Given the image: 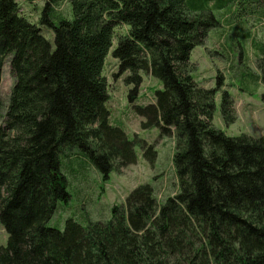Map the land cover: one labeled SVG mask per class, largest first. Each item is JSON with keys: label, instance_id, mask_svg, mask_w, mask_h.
Returning <instances> with one entry per match:
<instances>
[{"label": "trees", "instance_id": "16d2710c", "mask_svg": "<svg viewBox=\"0 0 264 264\" xmlns=\"http://www.w3.org/2000/svg\"><path fill=\"white\" fill-rule=\"evenodd\" d=\"M65 1L72 20L55 14ZM206 1L46 0L37 25L18 0H0V87L7 66L15 80L7 105L0 99V223L8 235L0 264H264V136L217 130L218 90L192 76V51L218 25ZM122 26L128 31L114 47ZM111 51L120 76L129 73L131 104L142 73L163 83L154 104L135 107L143 130L175 139L180 191L159 205L141 185L111 220L83 227L68 219L61 231L49 223L71 198L65 149L85 153L105 179L136 164L137 144L146 161L157 159L155 146L110 123L103 71ZM233 105L224 92L228 125Z\"/></svg>", "mask_w": 264, "mask_h": 264}, {"label": "rangeland", "instance_id": "374dc122", "mask_svg": "<svg viewBox=\"0 0 264 264\" xmlns=\"http://www.w3.org/2000/svg\"><path fill=\"white\" fill-rule=\"evenodd\" d=\"M18 2L22 15L38 25L46 0ZM203 7L206 14L215 17L218 25L209 31L205 44L192 51L190 64L192 76L201 87L218 90L213 126L229 137L247 135L259 139L264 136V0H211ZM55 14L73 19L72 8L66 1L56 7ZM127 31L125 26L116 29L114 47L117 38ZM43 33L55 47L54 32L45 28ZM120 75L119 62L111 51L103 71L110 95L107 103L110 123L123 129L130 141L139 139L155 146L157 159L153 164L146 161L141 145L137 144L136 164L117 168L105 179L85 153L77 148L65 149L60 156L61 172L67 178L71 198L58 204L50 227L64 231L68 219H74L83 227L90 222L109 221L113 207L125 205L129 194L141 185L153 188L159 205L180 191L173 163L175 139L163 136L158 128L143 130L144 120L135 107L154 104L156 91L163 88V83L142 73L139 97L131 104L132 86L125 81L129 73ZM14 82L7 66L0 87V99L5 105ZM224 92H228L234 102L236 121L229 125L222 114ZM7 243L8 235L0 223V246Z\"/></svg>", "mask_w": 264, "mask_h": 264}]
</instances>
